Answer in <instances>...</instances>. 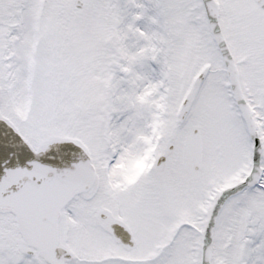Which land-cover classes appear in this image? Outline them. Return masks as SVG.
I'll return each mask as SVG.
<instances>
[{"label": "snow or ice", "instance_id": "obj_1", "mask_svg": "<svg viewBox=\"0 0 264 264\" xmlns=\"http://www.w3.org/2000/svg\"><path fill=\"white\" fill-rule=\"evenodd\" d=\"M0 264H264V0H0Z\"/></svg>", "mask_w": 264, "mask_h": 264}]
</instances>
